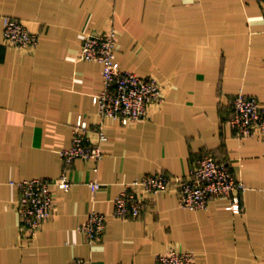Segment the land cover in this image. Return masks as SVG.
<instances>
[{"label": "crops", "instance_id": "crops-1", "mask_svg": "<svg viewBox=\"0 0 264 264\" xmlns=\"http://www.w3.org/2000/svg\"><path fill=\"white\" fill-rule=\"evenodd\" d=\"M5 17L37 33V47L8 45ZM108 28L116 32L115 64L156 78L164 93L160 108L129 126L99 117L93 98L102 66L79 59L83 38ZM240 92L264 105L258 0H0V264H156L170 248L192 252L197 264H264V134L238 138L227 123ZM79 117L92 139L101 125L104 158L97 171L73 162L70 190L52 187L51 216L27 240L19 183L59 176ZM205 154L228 164L246 189L195 211L181 208L170 188L149 196L138 219L113 217L125 184L157 170L184 176ZM92 211L107 226L88 245L80 227Z\"/></svg>", "mask_w": 264, "mask_h": 264}, {"label": "built area", "instance_id": "built-area-1", "mask_svg": "<svg viewBox=\"0 0 264 264\" xmlns=\"http://www.w3.org/2000/svg\"><path fill=\"white\" fill-rule=\"evenodd\" d=\"M264 10V0H258ZM4 40L19 49H35L38 34L31 32L20 20L4 18ZM116 32L108 28L98 34H87L81 44L79 59L98 62L102 66V91L94 96L93 102L102 120L114 119L123 126L139 122L149 108L158 109L164 103L162 84L154 77H144L119 68L114 61ZM231 115L227 120L238 138H250L264 134V105L244 93H237L230 101ZM107 138L101 125L97 137L92 139L90 127L78 118L68 148L61 150L62 169L55 180L43 178L26 179L19 183L20 196L18 213L20 233L23 238L33 240L43 224L51 216L54 192L52 187L70 190L72 182L68 177L70 166L76 160L93 164L97 171L104 158L102 145ZM92 190L100 186L89 184ZM174 190L178 204L187 210H205L215 199L228 198L243 192L245 184L236 178L228 164L219 162L211 154L197 158L184 176L170 177L157 170L144 174L125 184L113 201V217L122 220H136L141 216L149 196H156ZM236 211L241 209L238 202L232 203ZM107 218L103 213L92 211L81 225L80 231L88 245L100 241L106 231ZM68 264H92L90 260L75 258ZM156 264H197L192 252L170 248L156 256Z\"/></svg>", "mask_w": 264, "mask_h": 264}]
</instances>
